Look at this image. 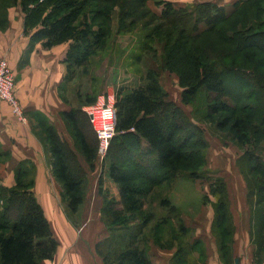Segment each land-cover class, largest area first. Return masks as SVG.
I'll return each instance as SVG.
<instances>
[{
    "label": "trees",
    "instance_id": "obj_1",
    "mask_svg": "<svg viewBox=\"0 0 264 264\" xmlns=\"http://www.w3.org/2000/svg\"><path fill=\"white\" fill-rule=\"evenodd\" d=\"M114 1L0 0V32L9 28L8 7H20L25 15L24 33L30 35L31 44L40 43L44 49H52L68 43L64 60L67 84L77 70L88 64L104 40V33L93 29L91 23L97 18H91L87 8L92 2L101 8L105 4L101 14L104 17L105 8ZM263 4L264 0H238L227 11L210 1L193 7L165 2L161 14L155 15L166 24L168 32L181 29L178 41L169 45L166 68L178 73L183 88L182 103L190 105L200 93H205V119L219 130L228 131L232 140L244 149L242 165L254 176L257 202H264V158L258 151L264 147ZM206 38H214L216 43L226 46L237 60L230 62V56H214L204 51ZM257 57L259 61L254 62ZM177 59L181 61L179 67L175 65ZM232 77L234 81L230 83ZM115 109L116 134L107 155L109 177L118 189L119 198L100 188L104 201L101 217L108 235L97 242L95 250L104 264H152L147 253L151 240L167 248L178 243L176 260L188 250L179 243L180 235L189 231L181 221L179 231H175L177 236L166 239L168 232L163 227L173 224L170 220L177 217L178 210L159 194L180 177L211 181L209 195L215 199V228H219V247L224 252L225 235L230 231L228 194L223 179L211 178L206 176L207 171H201L208 165L209 145L204 130L169 98L156 75L139 87L119 90ZM63 117L73 129L87 164L94 168L98 140L91 124L87 126L89 116L70 109ZM46 132L53 175L62 186L68 209L76 214L85 200L86 172L75 151L59 138L55 128L48 126ZM2 159L8 161L9 152L0 146ZM15 173L14 186L0 185V264L53 261L59 241L35 195L33 181L25 179L28 174L25 163H20ZM149 198H159L161 206L170 211L169 218L154 225L153 214L146 210ZM204 200L209 201V196Z\"/></svg>",
    "mask_w": 264,
    "mask_h": 264
},
{
    "label": "crops",
    "instance_id": "obj_2",
    "mask_svg": "<svg viewBox=\"0 0 264 264\" xmlns=\"http://www.w3.org/2000/svg\"><path fill=\"white\" fill-rule=\"evenodd\" d=\"M220 1L226 0H211L210 2L225 7L226 4ZM24 19L25 15L20 7L12 9L9 14L8 30L5 33L0 32V61L9 62L15 75L17 98L28 119L30 117V121L28 120L26 124L20 123L14 118L9 106L0 102V146L4 149L3 151L9 152L8 163L15 164L11 169L12 175H8L4 182H0V185L12 187L15 183L17 166L21 162L31 161V156L36 154L41 161L45 160L44 154L38 148L42 144L36 137L37 133L34 128L37 121L47 122L57 132H60L61 139L77 154L78 161L89 179L94 173L88 170L89 165L84 156L67 134H63V126L57 120L60 118L63 121V113L70 110L60 93V89L65 85L67 68L64 60L69 44L58 45L52 49H44L40 43L31 44L30 35L24 33ZM16 150L19 152L17 153ZM237 152L236 154L228 152L227 155L222 153L223 156L219 157L217 162L226 161V165L218 166L219 172L216 175L219 176L208 175L211 178H221L226 183L229 218L227 224L230 227V231L225 235L226 252H221L219 247L217 235L219 228H215V199L209 195L211 181L183 177L175 181L173 190L181 181L190 182L193 184L191 190L176 193L182 197L184 195L189 197L188 193L191 192L200 203L171 201L169 192L163 198L168 199L178 210L177 217L172 218L170 223L179 227L181 221L189 230L185 235H180L179 239V243L188 250L176 260L178 243L172 248H167L160 247L151 241L147 253L152 264H264V202H257L259 197L252 183L254 176L246 167L243 169L244 152L240 153L239 150ZM208 156L209 165L210 152ZM50 159L52 161L51 154ZM51 170L53 173L52 166ZM41 175L37 167L36 178ZM36 186L34 187L35 195L59 241L55 259L45 264H104L103 259L95 250L97 241L90 233L88 235L78 234L76 227L66 216L62 204L59 205V200L52 192V188H49V195H53L54 198L42 199L37 195L38 192L48 194L42 189H37ZM115 186L109 182V188L114 187L115 189ZM88 187L85 190L86 196H91L94 201L93 197L99 194L100 188L96 183L89 190ZM113 193L118 194V190L115 189ZM207 195L209 201L204 200ZM91 197H87L80 210L94 212L101 209L102 202L97 206L94 203L89 204ZM99 197L102 198L100 195ZM57 204L60 208H57ZM89 214L92 216V213L86 216ZM91 228L92 226L89 229Z\"/></svg>",
    "mask_w": 264,
    "mask_h": 264
},
{
    "label": "rangeland",
    "instance_id": "obj_3",
    "mask_svg": "<svg viewBox=\"0 0 264 264\" xmlns=\"http://www.w3.org/2000/svg\"><path fill=\"white\" fill-rule=\"evenodd\" d=\"M207 1L211 0H147L145 2L143 0H115L109 8H105L107 16L104 17H101V14H103L102 8L106 5L102 4L101 8L95 2L90 3L86 12L90 14L91 18H97L95 23L91 24L94 30H101L104 33V40L88 64L77 70L71 82H68L62 87V89H60L61 98L67 104V108L83 111L88 115L87 110L89 111L92 107L112 104L115 107V97L119 90H130L139 87L146 84L149 79L153 77V75H156L169 98L184 110L191 121L204 130L205 140L209 145L207 153L209 154L210 152L211 161L210 164L206 165V167L201 169V171H207L208 173H206V176L209 174L211 176H219L216 175L217 172H219L218 166H221L222 164L226 165V161L217 162V159L223 156L222 153L225 155H227L228 152L236 154L237 150L242 153L244 152V149L236 145L237 143L232 140V135L228 131L219 130L214 123L205 119L207 102L204 92L200 93L192 104L184 105L182 103L183 88L180 84L178 73L172 72L166 68V59L169 57H167L169 45H173V41H178L181 29L179 28L174 31V33H170L168 32L169 29L166 27V24L163 23L162 20L157 19L155 16L161 14V10L164 8L162 3L165 2H171L172 4L177 5V7H193L196 4ZM237 1L238 0H226L220 2H224L226 4V10L229 11ZM14 8L16 7H8V16L10 11ZM202 28H204V25H202ZM203 46L206 48H203L204 51L209 52L214 56H230L228 59L230 62L237 60L236 55L231 56L227 47L221 43H216L214 38H206L203 42ZM258 61L259 57L255 58L254 62ZM175 65L179 67L181 65V61L177 59L175 61ZM261 65L264 67V60ZM232 81H234L233 77L231 78L230 83H232ZM228 100L232 105H234L230 99ZM0 102L7 104L2 100H0ZM62 119L63 121H61L60 118L57 120H59L63 126V134L66 133L77 146L73 129L70 124L65 121L64 117H62ZM81 119L83 118L81 117ZM28 120L30 121V117ZM46 123L37 121L34 127L35 132L37 133L36 137L39 138V141L42 144V146H39L38 148L44 154L45 160L41 161L40 157L35 154L31 156L32 160L28 163L21 162L23 164L25 163V168L28 172L25 179L28 182L33 181V189L37 183V189H42L48 194L46 195L43 194V192H38L37 195L42 199L50 197L54 198L53 195H49V188H52V192L56 194L59 200V205L62 204L63 209L67 214L66 216L71 221L69 222L76 227L79 235H88V233H90V235L93 236L94 240L97 242L103 240L106 238L108 233L107 227L101 217V209L95 210L94 212H88L82 209L78 213L73 214L66 206V202L63 199L64 196L62 186L58 183V181H56V179H54L55 177L51 170L52 161L50 159L49 152L50 146L48 145L49 137L46 130L48 126L52 125ZM90 124L92 126L91 122L87 124V126H90ZM87 133H90L89 128ZM56 134L60 139L62 138V136H60V132L56 131ZM263 148L264 147L258 150L262 155H264ZM16 151L17 153L19 152L18 150ZM104 152V150L102 152L98 141V157L95 161L94 168L88 166V170L94 174H92L89 179H87L88 174L86 175L85 188L89 186V190V188H92L96 183L99 188L102 187L104 191H109L113 196L119 198L118 194L113 193L115 189H117L115 184V189L114 187L109 188V182H112L108 172L110 166V159L107 155L109 148L105 154ZM13 165L15 166V164H9L6 160H0V182H4L8 175H12L11 169L13 168ZM37 167L42 174L41 177L39 176L38 178H36ZM174 183L173 185L175 186ZM173 185L160 191V196L163 198L164 195L169 192L171 201H179L181 203L186 202L190 204L200 203L198 199H195V196L192 195L191 192L188 193L189 197H186L185 195L182 197L176 193L183 190H191L193 187L192 183L181 181L174 190ZM196 194L197 193L195 191V195ZM99 195L100 194L93 197L94 201H92L91 196L85 195V200L87 197H91L89 200L91 203L89 204L94 203L97 206V204L102 202L103 206V198H100ZM151 198L146 201V210L148 213L153 214V223L155 225L158 220L164 221L169 218L170 211L161 206V200L159 198L156 200ZM187 198H189L188 201H186ZM57 208H60L58 204ZM60 212L62 213V211ZM88 213H92V216H90V214L86 216ZM89 220L91 221L89 222ZM91 226L92 228L89 229ZM163 229L168 232L166 233V239L177 236L175 235L177 234L175 231H179L177 225L175 226L168 223L163 227Z\"/></svg>",
    "mask_w": 264,
    "mask_h": 264
},
{
    "label": "built area",
    "instance_id": "obj_4",
    "mask_svg": "<svg viewBox=\"0 0 264 264\" xmlns=\"http://www.w3.org/2000/svg\"><path fill=\"white\" fill-rule=\"evenodd\" d=\"M0 100L10 107L14 117L26 124L28 117L16 95L15 75L7 60L0 61ZM87 113L100 143L101 150L107 152L110 142L116 134L117 115L114 105L92 107Z\"/></svg>",
    "mask_w": 264,
    "mask_h": 264
}]
</instances>
